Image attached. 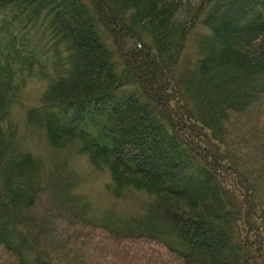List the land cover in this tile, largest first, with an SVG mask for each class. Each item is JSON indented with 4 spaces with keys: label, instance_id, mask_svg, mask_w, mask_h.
<instances>
[{
    "label": "trees",
    "instance_id": "16d2710c",
    "mask_svg": "<svg viewBox=\"0 0 264 264\" xmlns=\"http://www.w3.org/2000/svg\"><path fill=\"white\" fill-rule=\"evenodd\" d=\"M239 1L0 0V264H264V144L231 142L264 134V0ZM78 159L146 200L94 208Z\"/></svg>",
    "mask_w": 264,
    "mask_h": 264
},
{
    "label": "rangeland",
    "instance_id": "374dc122",
    "mask_svg": "<svg viewBox=\"0 0 264 264\" xmlns=\"http://www.w3.org/2000/svg\"><path fill=\"white\" fill-rule=\"evenodd\" d=\"M243 1L244 0H240L238 3L239 10H237V11L239 12L240 15H244V13H243V12H245L244 8H246L248 6V5L242 6L241 3H244ZM224 13L229 14V11L226 10V11H224ZM247 14H249V13H247ZM180 16H182V13H180ZM198 29L195 30V32H194L195 34H192L190 36V38H189L190 42H189L188 48H190L192 45L193 35H196V33H197V35H200L203 33L202 29H199V30ZM40 87H41V85L39 83H36V84L30 83L28 85L27 89L25 90L24 102L36 101L38 93L40 92ZM256 114L257 113H255V115ZM249 116H250V119L248 120L247 118ZM11 119L13 121L20 123L22 121V115H21L20 111L16 110L13 113V115H11ZM250 123H253L255 126H253V124H250ZM245 124H247V125L245 126V128L243 127L244 129H242V125H245ZM248 125L250 128L248 127ZM256 126L257 125L255 123V116L253 114H248L246 116L245 120L240 122L236 127L234 126V129L237 131H235V134L232 136L231 142H233L237 146L238 149L241 147V148H245L246 150L248 149L250 151H252V149L255 146H257V147L262 146L263 147L262 143L264 144V137H263L264 134H262L260 130L259 131L254 130V129H256L255 128ZM33 134H35V135L38 134V135L36 137L34 136V138L32 140L33 142L31 141V143H30L29 141H27L26 147H27V145H29V147H30V146H35L37 144L38 150H36L35 155H37V154H39V156L40 155L43 156L46 154L48 155L49 152L47 150H46V152H47L46 154L43 152L44 144H43L42 138L39 136L40 132L33 130ZM243 134H247V138H244ZM231 147H233V146H231ZM231 147L229 148V150L231 149ZM233 148L235 149V146ZM39 150H41V152H38ZM250 151H248V152H250ZM86 163L84 160L78 159V160H76V162L73 161L72 165L66 163V166H67V169H69L71 166L74 167L75 169L77 168L78 171L83 175L85 182L81 187L78 186V189L81 192H83L87 196V198H89V200L92 203L94 208L97 207L98 210L99 209L105 210V209L110 207L114 212L116 211L118 214H120V213H122V214L126 213L127 214L128 210L135 208L137 205L141 204L143 201L146 200V196L144 194H140V193H137L134 196L129 195V196H127L126 199H120V200H114V199H112V197L109 198L107 195V192H106V187H105L106 183H108V177L102 173L91 172L90 168L86 165ZM65 174H67V173H65ZM259 186H260V188H259ZM257 187L260 191V194L264 193V179L261 180V183H259V184L257 183ZM144 204H145V202H144ZM84 240H85V238H84Z\"/></svg>",
    "mask_w": 264,
    "mask_h": 264
}]
</instances>
